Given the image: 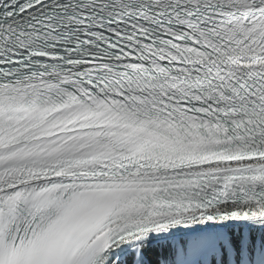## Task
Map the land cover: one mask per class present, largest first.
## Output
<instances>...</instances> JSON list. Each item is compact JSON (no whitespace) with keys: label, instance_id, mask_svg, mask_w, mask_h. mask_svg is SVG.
<instances>
[{"label":"snow or ice","instance_id":"1","mask_svg":"<svg viewBox=\"0 0 264 264\" xmlns=\"http://www.w3.org/2000/svg\"><path fill=\"white\" fill-rule=\"evenodd\" d=\"M0 264H264V0H0Z\"/></svg>","mask_w":264,"mask_h":264}]
</instances>
